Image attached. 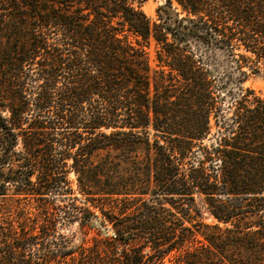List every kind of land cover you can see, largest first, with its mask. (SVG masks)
Segmentation results:
<instances>
[{
    "label": "trees",
    "instance_id": "obj_1",
    "mask_svg": "<svg viewBox=\"0 0 264 264\" xmlns=\"http://www.w3.org/2000/svg\"><path fill=\"white\" fill-rule=\"evenodd\" d=\"M139 1L0 0V264H264V98L240 86L264 69V0H163L153 20ZM215 50L234 76L209 70ZM211 112L224 132L202 145ZM9 183L70 193L113 233L56 252L61 208L6 213Z\"/></svg>",
    "mask_w": 264,
    "mask_h": 264
},
{
    "label": "rangeland",
    "instance_id": "obj_2",
    "mask_svg": "<svg viewBox=\"0 0 264 264\" xmlns=\"http://www.w3.org/2000/svg\"><path fill=\"white\" fill-rule=\"evenodd\" d=\"M163 3V0H140L139 2H135V4H139L141 10L152 20L156 18V7ZM173 5L175 6L176 3L173 2ZM150 52V58L151 63L154 64V61L152 58L154 57V44H150L149 48ZM203 52V51H202ZM213 55L210 57L209 61H206L209 70L212 71V73L221 72L223 70H227L230 72H234L231 70L229 61L223 57V53L220 50H215L214 53H206ZM35 66V64H33ZM245 69V67H243ZM247 74L246 76L241 80L240 86L243 88H249L254 91L255 94L258 96L264 98V69H260L258 73H251L249 70H246ZM234 73H231V75L234 76ZM231 79L227 81L226 86H229L233 90L231 91V94H227L225 97V100L223 102V109L220 110L221 113H218L219 116H223V118L228 119L231 118L232 112L228 109V102H230V96L232 93L236 91L237 88V82L236 79L230 77ZM224 92V89L222 90ZM221 114V115H220ZM214 113L211 112L210 114V131L209 134L202 140V145H208L211 141L214 140L216 134L220 130L221 132H224V128L219 124H216ZM221 120L223 119L222 117ZM221 122V121H220ZM152 132V130H150ZM23 146L21 143H18L15 147V150H22ZM72 161V159H67L66 162L69 164ZM17 161L12 160L11 163H9V166L15 167ZM68 167V166H67ZM66 180L69 182L70 187L75 188L76 187V176L74 172L70 169H68L67 172H65ZM30 179L32 181L35 180V174H32ZM6 195L2 198L1 204L3 203V206L5 207L6 213H11L13 205L14 206H21L25 208V210L28 212V216L33 217L34 213L38 211V206L44 204H47L48 201H54L56 206H59L61 210L55 209L53 211L54 218L51 219L53 223L54 231L52 235L48 236L51 248L57 249L56 252H61L64 250H67L68 248H72L74 252H78L80 249V245L83 246H91L94 241V237L101 238V235L109 234L111 235L113 233V227L110 223H107L105 220V217L96 210L97 218L93 217H85V223L81 224L80 217H74L72 214V207H71V200L69 197L71 196L70 193H59L56 194L55 197L47 196L48 198L43 199L39 198L37 201L33 202V200H28L25 198H21L18 200H13L14 197H11L12 188L14 185L12 183H9L6 185ZM74 195L80 196L78 192H74ZM51 199V200H48ZM197 201V198L196 200ZM38 203V205H35ZM75 204L82 205L78 200L75 201ZM8 210V211H7ZM81 214V213H79ZM42 215V214H41ZM8 217L10 214L7 215ZM42 216L38 214V223L42 222ZM206 221H209L210 219H205ZM37 223V224H38ZM4 226H6L7 229L12 228L13 226H16V221H12L11 223H5ZM99 234V235H98ZM16 236H14L13 239L10 238L9 243L11 245H14L16 242H18L17 239H15ZM45 241V239H44ZM41 237H37L36 243L32 246L29 245L30 249L26 252H33L32 258L35 259L37 257L36 252H45L43 251L42 247H40V243L44 242ZM47 242V241H46ZM83 242V244H81ZM84 252H88V250H85ZM143 252H147V248L144 249ZM70 263V259L68 256L64 258ZM167 256L164 257V260L166 261ZM78 264V263H77Z\"/></svg>",
    "mask_w": 264,
    "mask_h": 264
}]
</instances>
